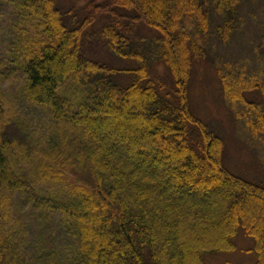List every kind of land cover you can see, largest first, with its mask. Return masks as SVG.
<instances>
[{
	"label": "trees",
	"instance_id": "16d2710c",
	"mask_svg": "<svg viewBox=\"0 0 264 264\" xmlns=\"http://www.w3.org/2000/svg\"><path fill=\"white\" fill-rule=\"evenodd\" d=\"M79 1L0 0V264H205L240 232L264 264V182L189 97L244 0Z\"/></svg>",
	"mask_w": 264,
	"mask_h": 264
},
{
	"label": "rangeland",
	"instance_id": "374dc122",
	"mask_svg": "<svg viewBox=\"0 0 264 264\" xmlns=\"http://www.w3.org/2000/svg\"><path fill=\"white\" fill-rule=\"evenodd\" d=\"M60 1L69 4L73 0ZM237 18L235 32L224 42L219 37L224 22L217 15L212 17L211 32L201 39L212 60L201 61L194 68L190 104L196 116L224 138L225 165L247 179L264 182V135L246 123L248 118L255 120L252 103L264 112V0H244L237 8ZM188 27L195 35V24L190 22ZM140 32L149 35L145 26H140ZM7 70L18 73L14 67ZM156 74L162 80L168 77L162 65ZM228 91L231 95H227ZM242 93L246 105L233 97ZM248 108L253 111L249 112ZM234 240L237 249L207 253L205 264H255V252L248 251L254 239L240 232Z\"/></svg>",
	"mask_w": 264,
	"mask_h": 264
}]
</instances>
